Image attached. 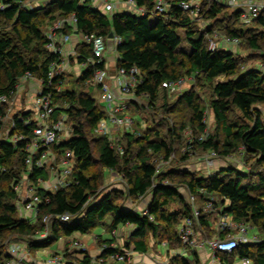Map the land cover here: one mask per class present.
Returning <instances> with one entry per match:
<instances>
[{"label":"trees","instance_id":"trees-1","mask_svg":"<svg viewBox=\"0 0 264 264\" xmlns=\"http://www.w3.org/2000/svg\"><path fill=\"white\" fill-rule=\"evenodd\" d=\"M135 1L147 16L120 12L111 17L98 10L93 0H52L37 9L26 7V0H0V97L7 99L5 103L0 102V244L3 245L0 264L12 259L6 248L13 242H26L29 251H41L54 241L69 239L75 234H93L97 228L113 233L127 227L126 249L139 254L149 251L150 239L158 246L168 245L169 249L186 247L178 229L193 214L189 195L198 203L202 202L201 207L214 198L218 208L227 205L223 215L264 233V110L261 108L264 107V71L245 66V58L232 49L209 50L210 40L221 35L237 39V48L244 47L249 59L254 55L264 60V13L246 26L241 22V11H233L213 0H203L198 19L192 20L176 5L177 0H166L172 5L171 9L164 16L156 17L152 24L155 0ZM71 15L78 21L79 34L104 38L113 34L122 39L117 49L116 69L127 75L135 70L133 75L137 79L131 98L127 100L125 114L132 106L138 107L137 99L147 100L148 111L152 113H156L160 100L163 101L162 118H155V123L137 135L125 133L121 144L98 134L99 124L108 120L109 115L85 89L95 72L104 69V64L84 70L77 78L75 89H61L58 93L57 88H62L65 83L64 76L49 79L50 66L58 62V57L46 50L48 40L41 17L44 21L57 22ZM9 23L13 24L12 31L8 30ZM22 31L26 33L22 34ZM184 43L189 51L185 50ZM79 50V63L83 64L92 52L87 46H81ZM26 73L40 80L46 92L53 93L56 106L53 119L66 117L73 130L68 140L53 146L59 155L67 151L72 154L73 183L69 188L57 191L38 189L42 203L34 222L20 218V198L15 191L29 172L27 144L35 127L32 113L15 115L16 129L10 133L23 134L26 141L13 144L2 140V134L7 130L5 118L10 101ZM188 77L194 87L201 83L210 85V109L216 124L214 134L207 135L203 141L199 140L201 136L195 138L188 145L189 149L213 152L223 159L239 154L246 164L254 160V169L243 170L229 165L199 177L198 173L176 166L157 173L155 161L159 158L169 161L174 157L177 144L183 141L186 131L192 129L197 135L206 130V108L193 89H184L178 95L163 88L166 81ZM219 78L225 80L214 83ZM184 109L190 113L187 120L179 117ZM235 113H238V119L231 120ZM27 121L31 124L26 125ZM114 145H121L122 152ZM189 154L182 156L183 163L189 160ZM101 169L117 173L125 190L102 195L100 189L105 174ZM29 173V180L34 184L40 179H49L43 169H33ZM148 194L151 200L143 212L117 203L119 199L138 201ZM63 214L71 215V221L64 225L53 224L51 237L47 240L35 239L44 230L45 216ZM201 214L195 228L206 232L214 215ZM100 241L101 254L96 260L84 250L81 251L82 258L66 261L63 256V264H107L108 259L125 255L120 248L113 247L115 240ZM68 251L67 248L64 255L69 258ZM216 257L221 264H233L236 259L243 258L251 260L252 264H264V241L241 245L233 254L218 253ZM169 264L189 263L182 257Z\"/></svg>","mask_w":264,"mask_h":264},{"label":"built area","instance_id":"built-area-1","mask_svg":"<svg viewBox=\"0 0 264 264\" xmlns=\"http://www.w3.org/2000/svg\"><path fill=\"white\" fill-rule=\"evenodd\" d=\"M176 5L182 9L184 12L188 13L192 20H196L200 13V0H189L181 1L177 0ZM218 4H223L233 11H241V22L250 26L254 20L259 18L264 13V0H213ZM94 6L102 11L104 14L113 16L117 13L116 5L109 0H93ZM123 4L128 7L129 12L138 16H147L145 10L137 6L135 0H123ZM26 7H29L25 4ZM172 5L166 0H155L154 5V17H162L169 12ZM77 19L75 15L65 17L56 22L51 31L46 32L47 46L46 50L48 53L56 55L58 57V62H53L50 66L49 79L53 80L64 76L71 70L70 62L73 61L79 65L81 68L80 72L86 70L87 68L94 67L96 65L104 64V69H99L95 72L92 80L89 81L90 84L96 85L101 89L100 102L106 104L103 109L108 115L109 119L101 122L98 126V134L108 136L113 142L115 138L113 137V131L109 127V122L112 127H117L119 129L131 130L134 126V120L125 114L127 110V100L131 97V91L135 88L137 84V79L135 77L136 71L134 70L131 75H127L124 71L120 70L118 72L120 85L118 86V91H116L110 80V62L108 60L109 52V42H112L113 47L118 55V47L122 44V39L120 37L114 36L112 39L104 38L96 35L89 34H79L77 30ZM81 46H87L91 49V56L83 63H79L81 58V52L79 48ZM239 46V41L237 39H230L228 37H222L221 40L211 39L209 43V50L216 51L217 49H232ZM115 63L118 61V56L114 60ZM117 70V69H116ZM33 82L38 86L37 92L28 101L29 106L26 109L21 110V112L32 113V121L35 125L33 130V136L28 141L27 144V160L26 165L28 171L31 172L33 169L46 170L49 174L48 180H39L38 184H34L29 180L30 173L28 172L25 177L22 178L19 184L15 187V191L19 195V216L21 219L29 221L30 218H36L39 206L42 203L40 196L38 195V189L45 191H57L59 189H66L73 183L74 174V163L72 161V154L70 152H65L59 155L54 152L53 146L59 143L61 140H68L73 133L71 125L67 123L66 117H61L58 120L53 119L55 107L53 102V93L51 91L46 92L44 87H42V82L34 78L30 73H26L20 80L16 87L17 93L24 88L26 84ZM188 81L186 78L180 79L178 81H166L163 83V88L168 90L171 94H178L184 90ZM61 87L57 88V92L61 91ZM15 97V96H14ZM10 101V109L5 118L9 119L10 122L7 126L6 133L2 134V140L10 141V143H18L21 141H26V137L23 134L15 133L11 135L10 133L16 129V123L14 116H10L11 105L14 101ZM124 98V102L120 103L118 100ZM0 102L5 103L7 99L5 97H0ZM20 121L22 118H19ZM26 125H30L31 121L25 122ZM208 134L201 136L200 141L206 139ZM118 152H122L120 146H115ZM173 158V157H172ZM169 161H162V164L158 165L157 173H161L164 169H169L165 164ZM217 159L215 153H211V156L204 160L207 167L214 165V160ZM157 162V161H156ZM164 184H168L165 182ZM188 202L192 206L193 214L190 218H187L180 225L178 232L186 245H193L195 234L194 228L197 224L201 213L213 214L219 217V222L216 228L217 235L214 238L206 239L201 243L198 248H208L212 252L213 263L218 262L217 254L226 253L233 254L239 249L241 245L255 244L264 241L263 237H260L258 233L253 231L254 229L251 225L245 223H238L232 217L223 215V211L226 209L227 205L222 207H217L215 205L214 198H210V201L205 203L202 207L198 205L197 199L189 195ZM72 216L69 214H63L58 216L47 215L43 218L44 230L39 233L35 239L38 241H44L51 237L53 224H66L70 222ZM254 232L252 234L251 232ZM166 245V244H164ZM74 247H80L78 242L74 243ZM116 247V245H113ZM22 247L19 244L11 243L7 246V254L12 256V259L4 261L2 264H21L22 259H20V252ZM3 252V245L0 244V256ZM128 256L117 255L115 258L118 260H125ZM63 259L60 257L52 258L46 264H63ZM251 260L247 258L240 259V264H251ZM234 264V263H233Z\"/></svg>","mask_w":264,"mask_h":264},{"label":"rangeland","instance_id":"rangeland-1","mask_svg":"<svg viewBox=\"0 0 264 264\" xmlns=\"http://www.w3.org/2000/svg\"><path fill=\"white\" fill-rule=\"evenodd\" d=\"M52 0H26V4L33 9H37L41 6H47ZM110 2H113V4L116 5V11L117 13L122 12L121 10V4H122V0H109ZM123 6H125L123 4ZM128 8V7H127ZM130 10L128 9V13L131 14L129 12ZM41 21L44 22V25L42 27L44 32H49L52 30V28L54 27V25L56 24V22H52L49 19H45L44 21V17H41ZM201 26H203V22L199 21L198 22ZM9 28L8 30L12 31V23L8 24ZM12 27V28H10ZM25 34L26 32L22 31V34ZM223 36L219 35L217 37H214V40H221ZM184 46H187V44L184 43ZM232 50H234L235 52H238V54L242 55V57L245 58V61L243 62L245 66L247 67H253V68H260L261 70L264 71V60L262 59V57H258V56H254L252 55V57L249 59V56H247L248 52L244 49V47L241 48H232ZM257 54V53H256ZM70 66H71V70L70 72H68L67 74L64 75V85L62 87V90H71L72 88L75 89L76 86V81L78 78V71H79V65L73 61L70 62ZM111 74L115 73V70H111L110 71ZM187 79V78H186ZM38 80V79H37ZM225 80L224 78H219L216 79L214 81V83L220 82ZM39 81V80H38ZM188 84L186 87V90H191L193 89L197 95L202 99V106L206 108V118H205V124H206V130L203 134L198 133L197 135H195L194 131L192 129H189L188 131H186L184 133L183 136V141L180 144H177V151L174 155V157L172 158V160L165 164V166H168L169 168H175L177 167H181L182 169H186L187 171H191V172H195L198 173L199 177L204 176L203 172H206V170H213L214 168H218L217 166L221 165L222 167H226V166H238V168L243 169V170H247V169H253L255 168L254 165V160L250 161L249 163H245L244 159L241 157V155L236 154L233 157L227 158V159H223V158H219L217 156V159L214 160V164L216 163V165L211 166V167H207L205 165L204 160L207 159L208 157L211 156L210 152H203L201 150H192L189 149L188 145H191L192 142H194V139L200 136H205L206 134L208 135H212L215 132L216 129V124L214 121V117L212 114V111L210 109V100L212 99V89L210 87L209 84L207 83H201L200 86L194 87L192 80L190 79V77H188L187 79ZM191 88V89H190ZM38 86L36 84H34L33 82H29L28 84H26L24 86L23 89H21L18 94L15 95L14 97V101L13 104L11 105V113L10 116H14L15 114H17L18 112H21V110L26 109L27 106H29L28 101L30 100V98L33 97V95L37 92ZM85 89L87 91V94L89 95V97L94 98L97 100L98 105L100 108L104 109L106 107V104H103L100 102V95H101V89L96 86V85H92L90 83H88L85 86ZM179 95V94H178ZM176 96H173V98L175 99ZM173 98L171 99V102L173 101ZM136 103L138 105L137 108H133V106L129 109L128 114H126L127 116H129L130 118H133L134 120V126L131 130H126V129H119L117 127H112L111 123L109 122V127L111 128V130L113 131V137L115 138V143L121 144L124 141L122 140L123 136L125 133L127 132H131L132 134L137 135L138 133H141L143 129H145L147 126L155 123L154 119L156 118L157 120H159L160 118H162V113H163V108H161L163 101L160 100L159 102V106H158V110L156 111V113H152L151 111H148V101L145 99H137ZM264 110V107H261ZM190 113L187 111V109H184L182 114L179 115L180 118L185 117L186 120L189 119ZM239 117L238 113H235L231 116V120H237ZM10 120L6 119L5 120V124L6 126H8ZM116 133V134H115ZM60 142H64V140H61ZM121 147V145H119ZM187 152H189V160L185 163L182 162V156H184ZM157 161V165L162 164V159L159 158L156 160ZM155 161V163H156ZM103 171V169H101ZM100 170V171H101ZM216 170V169H215ZM105 174V179H104V183L103 186L100 189V192L103 194H107V193H113L114 190H120L123 191L125 190V185L122 181V179L120 177H117V173H113L111 171H103ZM207 176V174H206ZM181 192L183 194H185V190H181ZM151 199V195L148 194L145 198L140 199V200H117L118 204H123L125 205L127 208H132L135 210H139L141 212H143L144 210H146L149 201ZM202 202H199L198 205H200ZM176 207V206H175ZM222 207V206H220ZM214 221L215 225L217 228L218 222H219V217L214 215L210 218V221ZM195 234L193 236L194 239V243L193 245H187L186 249L183 248H170L168 247V245H164V244H160L159 245V253H161V256H163L159 262H164V260L168 263H170L173 259L175 258H182V256H180L178 254L179 249H184V252H186V256H193L194 254L197 255L198 257V262L195 261L191 262L190 264H211L213 260L212 256L211 259L206 261L207 256L203 255L202 256L204 258H202L201 255H199V253L201 251H204L205 248H198V246L201 245V243H203L206 239H211L214 238L217 233H216V229L212 230V231H207V232H202L201 228H194ZM255 232V229L253 230ZM251 233H254V232ZM258 235L260 237H263V233H259L257 232ZM126 235H124L125 238H127L128 234L127 231L125 233ZM98 236H102L101 238L103 240L108 238V233L104 234L103 228H97L93 234H88V235H81V236H77L76 239L71 238V239H65L62 238L59 240V242H52V244H50V247L46 248V249H42L41 251L46 252L48 255H51L52 258H55L56 256H61L60 258H63L64 256V260L68 261V260H74L76 259L75 257V253L76 251H87V253L89 252L90 255L95 256L96 251L101 250L100 248V244L97 246V240L96 238ZM124 238V240H125ZM78 242L80 244V247L75 248L74 247V243ZM149 254L150 257L153 258V260L158 259L157 256L159 255L157 253V249H158V244L156 243V241L150 239L149 241ZM69 249L68 253L71 255V257H65V251L66 249ZM87 249V250H86ZM98 249V250H97ZM167 249L170 251L167 254ZM176 249V251L174 250ZM71 252V253H70ZM73 252V253H72ZM176 252V253H175ZM199 252V253H198ZM88 253V255H89ZM177 254V255H176ZM212 254V253H211ZM46 256V255H45ZM44 256V260L42 261H50L51 257L50 256ZM159 255V257H161ZM34 257L37 258V254L36 252L34 253ZM39 258V257H38ZM200 258V259H199ZM94 259V258H93ZM96 260V259H95ZM209 261V263H208ZM158 262V263H159ZM240 262V261H239ZM238 260L235 262V264H239ZM45 263V262H44ZM32 264V263H31ZM96 264H100V262H97Z\"/></svg>","mask_w":264,"mask_h":264},{"label":"crops","instance_id":"crops-1","mask_svg":"<svg viewBox=\"0 0 264 264\" xmlns=\"http://www.w3.org/2000/svg\"><path fill=\"white\" fill-rule=\"evenodd\" d=\"M203 0H200V2H202ZM122 6H121V10H122V12H126V13H128V8H127V6H123V0H122V4H121ZM156 17H154V16H152L151 17V22H152V24H155V22H156ZM185 50L186 51H189V47H187V46H185ZM118 55H117V52L115 51V49H114V47H113V44H112V42H109V52H108V55H107V57H108V60H109V62H110V71L111 70H115V73L114 74H111L110 73V76H111V78H112V80H110V83L112 84V86H113V88L116 90V91H118V86L120 85V80L118 79L119 78V76H118V72H117V70H116V63H115V59H116V57H117ZM72 69V68H71ZM81 71V68L79 67V71H78V77L79 76H81L82 74H83V72H80ZM84 71V70H83ZM187 87V86H186ZM186 87H184V89L186 90ZM118 102H119V104L120 103H123L124 102V98H120L119 100H118ZM101 110H103L102 108H101ZM114 131V130H113ZM116 134V133H115ZM216 165V163L214 164V166ZM218 168H214L213 170L211 169V170H206V172H203V175L204 176H206V174L207 175H209V174H211V173H213V172H215L216 170H220V169H222V166L221 165H219V166H217ZM216 169V170H215ZM151 200V199H150ZM149 203H150V201H149ZM148 206H149V204H148ZM147 206V207H148ZM135 211H137V210H135ZM145 211V210H144ZM138 212H141V211H139L138 210ZM35 219L36 218H30L29 219V221L30 222H34L35 221ZM209 223H210V228H208L207 229V231H212V230H214V229H216L215 227H216V225H215V222L214 221H209ZM103 231H104V234L105 233H108V238L107 239H105V240H103L101 237L102 236H98L97 238H96V240H97V246L99 245V242H101L100 240H102V241H107V240H115L112 244L113 245H116V247L117 248H120V250H122V251H124L125 253H127L128 254V256H127V259L126 260H123V261H121V260H118V259H115V258H110V259H108V261H107V264H169L168 262H166L165 260H164V262L162 261V262H159L160 261V259L163 257V256H161V253H159V246H158V249H157V253L161 256V257H159V255L157 256V258L158 259H156V260H153V258H151L150 257V254H149V251L147 252V253H145V254H139V253H136V252H134V251H132V250H127L126 249V241H127V238H128V236H127V238H125L124 237V235H126L125 233H126V231H127V234H128V231H129V229L127 228V227H124V228H119L118 230H116V231H114L113 233L111 232V233H109L108 231H105L104 229H103ZM206 231V232H207ZM256 231V230H255ZM203 232V231H202ZM257 232V231H256ZM217 233V232H216ZM252 234H254V233H252ZM81 236L80 234H75V235H73V237H71V238H74V239H76V237L77 236ZM100 237V238H99ZM71 238H69V239H71ZM124 238H125V240H124ZM68 239V238H67ZM59 242V241H58ZM14 244H19L21 247H22V251L20 252V254H19V256H20V259L21 258H23L22 260V263L21 264H46L47 262L46 261H42V260H44L45 258H44V256L46 255V256H50L51 257V259H52V256L51 255H48L46 252H42V251H33V250H30L29 251V247H28V244L26 243V242H22V243H16V242H13ZM184 249H186V247L184 248ZM184 249H179V250H177L178 251V254L180 255V256H182L183 258H186L187 259V261H188V263L190 264L191 262H194L195 263V261H199L198 260V257H197V255L196 254H194L192 257L191 256H186V252H184ZM87 250V249H86ZM98 250V249H97ZM174 250V249H173ZM174 251H176V249L174 250ZM36 252V254H37V258H35L34 257V253ZM87 252V251H86ZM170 251L167 249V254L169 253ZM71 253V252H70ZM73 253V252H72ZM75 253H77V254H75V256H73V257H75V258H82L84 255H83V252H81V251H76ZM89 253V252H88ZM87 253V254H88ZM176 253V252H175ZM199 253V252H198ZM212 252L208 249V248H205L204 249V251H201L200 253H199V255H201L202 256V254L203 255H206L207 256V258H206V261L205 262H207V260H209V259H211V256H212V254H211ZM100 254H101V250H98V251H96V254H95V256H93V255H90V253H89V256H91L92 258H94V259H96L98 256H100ZM177 255V254H176ZM45 256V257H46ZM39 257V258H38ZM164 258V257H163ZM202 258H204L203 256H202ZM200 259V258H199ZM212 260V259H211ZM238 260V262L240 261V259H236L235 261H234V264H235V262ZM210 261V260H209ZM209 261H208V263H209ZM45 262V263H44ZM159 262V263H158ZM211 264H221L220 263V261L218 260V262H215V263H213V261H212V263ZM239 264H240V262H239ZM252 264V263H251Z\"/></svg>","mask_w":264,"mask_h":264},{"label":"water","instance_id":"water-1","mask_svg":"<svg viewBox=\"0 0 264 264\" xmlns=\"http://www.w3.org/2000/svg\"><path fill=\"white\" fill-rule=\"evenodd\" d=\"M113 37H114V35H113V34H111V35L109 36V38H110V39H112Z\"/></svg>","mask_w":264,"mask_h":264}]
</instances>
